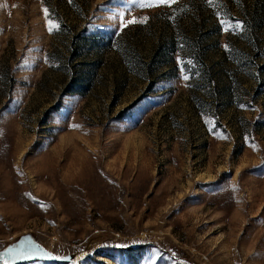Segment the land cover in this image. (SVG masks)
I'll list each match as a JSON object with an SVG mask.
<instances>
[{
  "label": "rangeland",
  "instance_id": "rangeland-1",
  "mask_svg": "<svg viewBox=\"0 0 264 264\" xmlns=\"http://www.w3.org/2000/svg\"><path fill=\"white\" fill-rule=\"evenodd\" d=\"M140 3L0 0V250L264 264V0Z\"/></svg>",
  "mask_w": 264,
  "mask_h": 264
},
{
  "label": "water",
  "instance_id": "water-1",
  "mask_svg": "<svg viewBox=\"0 0 264 264\" xmlns=\"http://www.w3.org/2000/svg\"><path fill=\"white\" fill-rule=\"evenodd\" d=\"M56 257H61L56 259ZM66 257V259H64ZM41 260L44 262L64 263L72 260L71 255H55L41 243L32 233L21 234L15 241L0 250V264H22L28 261Z\"/></svg>",
  "mask_w": 264,
  "mask_h": 264
},
{
  "label": "snow or ice",
  "instance_id": "snow-or-ice-1",
  "mask_svg": "<svg viewBox=\"0 0 264 264\" xmlns=\"http://www.w3.org/2000/svg\"><path fill=\"white\" fill-rule=\"evenodd\" d=\"M170 3V0H141L140 3V7H151L154 4L155 5H161V4H167ZM46 11V10H45ZM136 19L133 18L131 20L127 21V24L124 25V27H127V25L132 24V23H136ZM51 30V29H50ZM184 79H188L187 77H183ZM61 257H56V259H60ZM64 259H66V257H64Z\"/></svg>",
  "mask_w": 264,
  "mask_h": 264
}]
</instances>
